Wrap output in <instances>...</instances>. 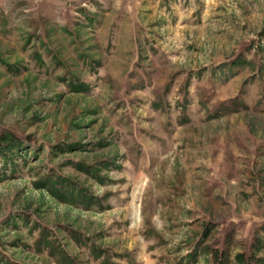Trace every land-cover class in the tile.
Segmentation results:
<instances>
[{"label": "rangeland", "instance_id": "374dc122", "mask_svg": "<svg viewBox=\"0 0 264 264\" xmlns=\"http://www.w3.org/2000/svg\"><path fill=\"white\" fill-rule=\"evenodd\" d=\"M1 135L0 264H264V0H0Z\"/></svg>", "mask_w": 264, "mask_h": 264}, {"label": "trees", "instance_id": "16d2710c", "mask_svg": "<svg viewBox=\"0 0 264 264\" xmlns=\"http://www.w3.org/2000/svg\"><path fill=\"white\" fill-rule=\"evenodd\" d=\"M4 138H6V135H1V136H0V139H4ZM12 139H13V138H12ZM12 143H14V142H12ZM11 146H13V145H11ZM11 146H10V147H11ZM10 147H9V146H5V147H3V148H6V149H7V148H10ZM1 155H2V154H1Z\"/></svg>", "mask_w": 264, "mask_h": 264}]
</instances>
